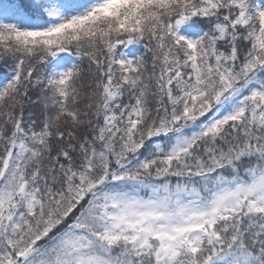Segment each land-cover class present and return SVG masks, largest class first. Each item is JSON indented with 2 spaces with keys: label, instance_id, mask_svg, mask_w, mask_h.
Instances as JSON below:
<instances>
[{
  "label": "snow or ice",
  "instance_id": "6c2138e0",
  "mask_svg": "<svg viewBox=\"0 0 264 264\" xmlns=\"http://www.w3.org/2000/svg\"><path fill=\"white\" fill-rule=\"evenodd\" d=\"M0 264H264V0H0Z\"/></svg>",
  "mask_w": 264,
  "mask_h": 264
}]
</instances>
